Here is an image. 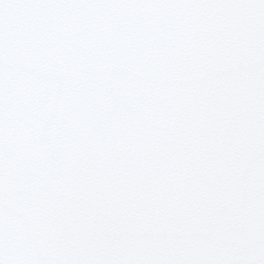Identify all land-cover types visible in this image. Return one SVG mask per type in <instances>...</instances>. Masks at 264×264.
<instances>
[{"label": "snow or ice", "instance_id": "snow-or-ice-1", "mask_svg": "<svg viewBox=\"0 0 264 264\" xmlns=\"http://www.w3.org/2000/svg\"><path fill=\"white\" fill-rule=\"evenodd\" d=\"M0 264H264V0H0Z\"/></svg>", "mask_w": 264, "mask_h": 264}]
</instances>
